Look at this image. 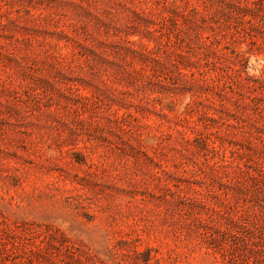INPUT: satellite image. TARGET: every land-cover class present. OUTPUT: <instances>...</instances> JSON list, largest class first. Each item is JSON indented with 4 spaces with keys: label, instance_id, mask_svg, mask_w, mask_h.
Segmentation results:
<instances>
[{
    "label": "rangeland",
    "instance_id": "374dc122",
    "mask_svg": "<svg viewBox=\"0 0 264 264\" xmlns=\"http://www.w3.org/2000/svg\"><path fill=\"white\" fill-rule=\"evenodd\" d=\"M0 264H264V0H0Z\"/></svg>",
    "mask_w": 264,
    "mask_h": 264
}]
</instances>
